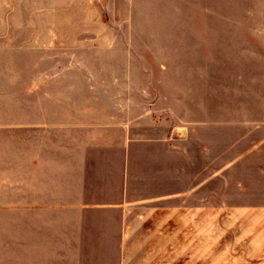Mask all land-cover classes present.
Masks as SVG:
<instances>
[{"label":"crops","instance_id":"1","mask_svg":"<svg viewBox=\"0 0 264 264\" xmlns=\"http://www.w3.org/2000/svg\"><path fill=\"white\" fill-rule=\"evenodd\" d=\"M88 1L112 9L125 0ZM187 2L126 0L161 15L148 24L181 23L171 12ZM135 39L105 31L35 35L42 59L34 83L21 88L17 115L6 108L0 114V215L22 218V251L36 257L71 248L115 251L112 264H264V168L259 182L245 176L242 195L205 203L203 132L183 122L173 137L151 103L130 90L123 66L112 62ZM174 159L178 205L163 183L171 180ZM92 223L119 234L117 244H54L63 226L85 231Z\"/></svg>","mask_w":264,"mask_h":264},{"label":"rangeland","instance_id":"2","mask_svg":"<svg viewBox=\"0 0 264 264\" xmlns=\"http://www.w3.org/2000/svg\"><path fill=\"white\" fill-rule=\"evenodd\" d=\"M186 5L171 12L177 17L171 20L181 23L148 24L158 14L132 8L126 0L112 9L88 0H0V114L6 108L17 115L21 88L34 83L35 66L42 59L32 46L37 33L130 34L136 38L128 42L131 51L112 62L123 66L130 90L141 103H151L156 119L165 121L173 137L179 138L183 122L192 131L203 132L205 203H227L229 194L242 195L245 176L259 182L258 171L264 168V0H188ZM20 66L27 71L21 73ZM178 148L176 143L173 158L178 157ZM245 155L252 164H243ZM230 162L235 164L229 167ZM178 165L174 159L171 180L163 182L164 192L170 186L176 205ZM100 219L92 222L99 224ZM97 224L86 225L85 231L63 226L64 232L54 235V244L61 240L76 246L79 241L117 244L119 234L103 233ZM22 225L19 215H0V264L115 260V251L71 248L36 257L32 255L36 252L22 251L21 244H26Z\"/></svg>","mask_w":264,"mask_h":264}]
</instances>
